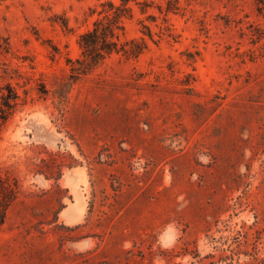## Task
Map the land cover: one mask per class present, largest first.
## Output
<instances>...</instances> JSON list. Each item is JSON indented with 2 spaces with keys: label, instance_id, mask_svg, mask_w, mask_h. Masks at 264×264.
Instances as JSON below:
<instances>
[{
  "label": "rangeland",
  "instance_id": "1",
  "mask_svg": "<svg viewBox=\"0 0 264 264\" xmlns=\"http://www.w3.org/2000/svg\"><path fill=\"white\" fill-rule=\"evenodd\" d=\"M101 1L0 0L20 94L0 164L21 186L0 264H264V7L132 1L121 39L146 50L70 82ZM52 154L57 180L35 172Z\"/></svg>",
  "mask_w": 264,
  "mask_h": 264
},
{
  "label": "trees",
  "instance_id": "2",
  "mask_svg": "<svg viewBox=\"0 0 264 264\" xmlns=\"http://www.w3.org/2000/svg\"><path fill=\"white\" fill-rule=\"evenodd\" d=\"M140 6V10L144 13L147 8L155 5L158 10L166 14L176 12L181 9L180 0H161L165 3L156 4L154 0H104L99 3L100 10L93 9L92 12L97 13L90 29L80 34L78 45L81 49V57L68 62L71 63L70 82L76 81L80 76L91 72L100 66L108 57L113 54H122L129 58H137L147 48L144 38L122 40L121 35L124 33V22L134 15L131 2ZM259 9H263L264 0H256ZM146 29V34L152 38L150 28L142 24ZM172 36V35H169ZM3 50L0 45V55ZM20 104V94L9 83L0 87V132L3 126L10 119ZM35 166V172L43 174L47 178L53 177L59 179L61 172L57 163V155H50L49 159H40V163ZM56 168V170H53ZM57 174L56 176L54 174ZM49 176V177H48ZM21 194V186L18 177L9 169L3 168L0 164V230L5 224L11 206L19 200ZM57 218V215H56Z\"/></svg>",
  "mask_w": 264,
  "mask_h": 264
}]
</instances>
